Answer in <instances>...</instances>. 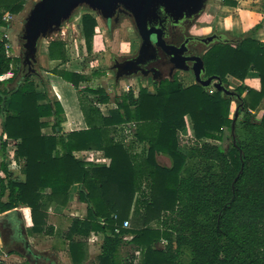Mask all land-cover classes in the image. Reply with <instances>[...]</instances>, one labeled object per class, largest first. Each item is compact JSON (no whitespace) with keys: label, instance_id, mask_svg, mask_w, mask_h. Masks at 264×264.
I'll use <instances>...</instances> for the list:
<instances>
[{"label":"trees","instance_id":"16d2710c","mask_svg":"<svg viewBox=\"0 0 264 264\" xmlns=\"http://www.w3.org/2000/svg\"><path fill=\"white\" fill-rule=\"evenodd\" d=\"M23 7V0H0V27L6 13L18 15ZM79 26L90 51L96 17L82 15ZM230 42L211 45L202 60L205 76H218L226 86V76L243 81L249 70L258 73L259 91L235 87L239 101L196 83L183 88L172 79L152 92L141 88L136 97L128 92L115 98L116 108L103 117L95 106L109 101L102 89L85 88L97 97H82L77 90L88 81L84 75L53 70L76 90L87 125V130L56 137L41 134L40 120L54 117L59 124L61 105L48 98L39 73H22L21 56L7 57L0 39V77L13 71L0 81L2 129L8 139L20 140L16 160L25 177L0 178V214L27 207L31 232L51 235L45 222L48 206L65 207L69 190L77 185L86 217L73 218L65 236L72 264L84 263L83 240L92 232L104 234L97 264H181L186 254L187 264H264V109L253 113L264 99V45L252 36ZM48 57L66 62L65 44L50 42ZM31 77L44 92L37 91ZM232 101L238 107L233 133ZM186 116L194 137L180 150L178 134L185 132ZM129 123L134 140L143 144L141 154L112 137L116 127ZM224 128L230 132L226 150L216 144L223 141ZM92 150L110 159L109 166L87 165L73 155ZM156 154L167 155L171 168L158 165ZM1 169L7 171L5 164ZM129 218L134 227L123 229ZM125 235L132 236L130 241L123 240ZM161 241L165 244L159 248ZM125 246L139 258L119 259Z\"/></svg>","mask_w":264,"mask_h":264},{"label":"crops","instance_id":"0c3cea01","mask_svg":"<svg viewBox=\"0 0 264 264\" xmlns=\"http://www.w3.org/2000/svg\"><path fill=\"white\" fill-rule=\"evenodd\" d=\"M15 16L16 15H12V19H14ZM197 20L200 22L205 21L207 22V24H211L212 29L221 30L220 32H224L223 34L225 35V37L231 41H235L236 39L241 37L243 38L245 36H252L260 44L264 45V0H207L205 4V8L202 14L197 18ZM7 26L10 27L9 24H7ZM77 27L80 30V26ZM230 44L231 46L235 45L234 42L232 43L230 42ZM47 52H48V48H47ZM48 64L55 65L56 67L55 69H57L58 71L77 73L76 70L67 68L68 67L66 65L67 61L63 63L57 60H49L48 58ZM7 79H8L7 76L1 77L0 81H5ZM42 79H44L43 81L46 83L47 87H50L51 93L53 94L52 96L47 94L48 98L52 101L59 102L63 110V115H62V120L59 124H56V119L54 117L42 118L40 120L41 123H43V126L41 128V134L43 136L65 137L67 134L72 132L87 130V125L85 123L78 102L77 104L72 103L73 105H71L70 103L65 102L63 100L64 90L66 89L67 85L68 87H72V88L74 87L70 83L64 81L60 76L53 74L52 72L43 73ZM226 80L229 83L234 84L235 87L243 85L256 91H259L260 89L258 73L253 70L248 71L243 81H239L231 76H226ZM86 83L79 84L78 90L81 91L82 87L84 88ZM118 83L122 84L124 83V81H120ZM194 83L195 80H193V84ZM8 85L9 84H7L6 86L8 87ZM39 85H41V83ZM109 85H110L109 88L112 90V88H114L117 85V82L114 81V87L111 84ZM8 88H10V86ZM36 89L41 93L44 92V88L42 85L40 88L36 86ZM244 96L245 93L242 95V97ZM92 97L96 98L97 95H92ZM46 102L47 101H42L40 103L44 104ZM95 106L99 109L103 117H108L110 111L116 108L115 102H112L111 100H109L107 103H96ZM263 109H264V99L261 102V104L258 106L257 110L253 113L256 114L258 110H263ZM116 128H118V132L112 133L113 139L122 140V142H124V145L127 148H129L132 154H141L143 144L134 141V139L131 140L130 136L128 135V132L132 134L130 123L118 126ZM185 132H186V136L184 132L178 134V142L180 139L179 136H181L182 138H186V144H188V140H192L194 137L193 131L191 129V124L186 125ZM19 142L20 140L8 139L6 137V141L0 144V178L2 179H6L7 175H9L12 179L19 181H24L25 179L24 175L21 172V165L16 160V150ZM179 148H180V144H179ZM73 155L77 160L83 161L87 165L108 167L110 164V159L106 158L104 154L100 151H94V150L79 151V152H74ZM155 159L158 165L162 167L171 168L172 166V160L167 155L156 154ZM3 164H5L6 166V170H7L6 172L1 169V166ZM78 190L79 189L77 185H74L69 190L68 204L73 203L75 207L79 206V209L81 211L77 213L74 210L75 214L72 213L69 214L71 215V220L73 218L83 220L86 217V205L79 201ZM44 192L49 193L50 190L45 189ZM5 199H6V195L3 197V200ZM68 204L65 207L57 206L55 204H51L48 206L46 211V214H48V216L45 222H46V228H50V227L52 228L51 235L53 234V229L54 231H57L58 227H57V223H55L56 221H51L53 219L50 218V213H51L50 210L52 209L54 211H57V213L62 214L70 209V207H67ZM12 211H16L20 215L23 221L26 238L33 247V249L35 250V252L41 254L47 259L46 260L38 259L35 262L29 261V259L25 257L21 249V246L19 244H15L14 246L9 244L11 231L9 228L5 227L3 224L0 223V263L1 264H25V263L72 264L69 256L68 247L67 249L54 248L50 240L51 238L48 237L51 235L46 236L45 234L42 233L34 234L31 232L32 222L30 217V210L27 207L21 206L13 209ZM12 211H8V212H12ZM8 212L0 214V220L3 219ZM12 217L14 216L12 215ZM92 234L95 235L96 240L94 242L89 240ZM122 238L125 242H128L130 241L132 236L125 235ZM103 239H104L103 233L100 232L90 233L86 242L87 249H85L86 255L83 264H97V257L101 254V245L103 243ZM164 244H165L164 241H161L160 243H158L157 247L162 248ZM92 251L94 253L93 255H95V259H94L95 261H92V263H90L87 257L88 254L90 255L92 253ZM135 254L138 255V252H135Z\"/></svg>","mask_w":264,"mask_h":264},{"label":"rangeland","instance_id":"374dc122","mask_svg":"<svg viewBox=\"0 0 264 264\" xmlns=\"http://www.w3.org/2000/svg\"><path fill=\"white\" fill-rule=\"evenodd\" d=\"M23 1H24V7L22 12L16 15L14 19H7V23L14 31V32L13 31L10 32L11 39L13 42L17 40V51H15L16 52L15 54L17 56L18 55L21 56L22 53L20 35L24 26V20L27 17L33 4L38 0H23ZM87 13L94 15L97 20V27L95 28V33L90 51L86 50L81 32L77 27L80 24V18L82 17V15ZM185 24H186L185 25L186 33L189 36H193V37L201 38L208 36L212 33H218V34L224 33V32H220L221 30L212 29L211 24H207V22L205 21L200 22L197 19L196 20L193 19ZM54 41H61L65 44L66 58H67L66 65L68 66L67 68L76 70L78 74H82L88 79L87 83L85 84V87L84 88L82 87L81 91L77 90L78 92H80L82 97L87 96V98L89 99L94 98L92 97V94L85 92V88H90L93 90L102 89L105 93L107 92L109 100L115 102L114 101L115 98H120L122 95L127 94L128 92H132L134 97H136L141 88H147L149 91L152 92L157 86V84L148 85L149 83L148 81H144L139 77H129V78L120 79V81H124V83L122 84L117 83V85L114 87V77L112 71L110 70L111 58L113 56L118 58V56L120 55H126L132 52L133 50H135L138 43V35L135 31L133 21L131 17L125 14L124 12L120 11L115 21L112 22L108 27L105 24V22L102 21L95 13L91 12L85 7L78 8L73 13L71 18L61 25L60 29L57 32L50 34L48 38H46V40L39 41L38 52H37V64L35 68L41 78H43V73L45 72L51 73L53 70H57L55 69L56 68L55 65L48 64L49 57H48L47 48L49 43ZM210 46L211 45L207 47L200 45L198 47L199 56H202ZM189 74L190 73H186L182 71L177 72L176 74L177 77H175V80H177L182 85L183 88L190 87L193 85L194 79L193 76ZM30 80H32L34 85L37 86L38 88L41 87V85H39L40 84L39 80L36 77H31ZM109 84H111L114 87L112 88V90L109 88L110 87ZM4 85H6V83H4ZM9 86L13 87L14 83L9 84L8 87ZM227 87H229L232 90L235 89V85L229 82ZM46 88L48 94L52 96L53 94L51 93L50 87H47L46 85ZM208 91L212 93L214 91V88L209 87ZM83 92L85 93V95ZM63 100L65 102L70 103L71 105L77 104L78 96L75 89L72 87H68L67 85L66 89L64 90ZM235 108H236V102L232 101L230 103V113H229L230 119H232L233 117ZM240 118L241 117L239 116L238 121L240 120ZM184 120H185V125L191 124V121L188 116H186ZM223 130H224L223 141L216 144H220L226 150L230 145V139H229L230 132L228 128H224ZM184 134L186 136V132H184ZM128 135L130 136L131 140L134 139L133 135L130 134L129 132ZM179 138H180L179 139L180 149L183 150L184 149L183 146L186 145V138H182L181 136H179ZM67 207H70V209L62 214L61 213L59 214L57 213V211H54L52 209L50 210L51 212L50 218L53 219L51 221H56L55 223H57V227H58L57 231H54L53 229V234L51 236H48L51 238L49 239L51 240L52 246H54V248L67 249L68 240H66L65 234L67 233V231L71 226V221H70L71 215L69 214L71 213L75 214V211L77 213L81 212L79 206L75 207L73 203H69ZM129 222H130V228H133L134 226L131 218L129 219ZM74 240H79V238L77 237ZM83 241L86 244L87 240L84 239ZM85 249H87V245L85 246ZM93 254H94L93 251L90 255L88 254L87 258L90 263H92V261H95L94 260L95 255ZM129 256H136L137 258H139V255H136L133 252L132 248H130V246H125L121 250H119L118 253L119 259H124ZM187 261H188V255L187 254L183 255L181 257V264H187Z\"/></svg>","mask_w":264,"mask_h":264},{"label":"water","instance_id":"95a60500","mask_svg":"<svg viewBox=\"0 0 264 264\" xmlns=\"http://www.w3.org/2000/svg\"><path fill=\"white\" fill-rule=\"evenodd\" d=\"M207 0H38L30 9L24 20V26L20 35L21 41V68L26 71L25 76L35 75L37 64V52L39 41L48 38L57 32L61 25L69 20L73 13L80 7H85L95 13L105 24L111 23L117 18L118 13L124 12L133 21L135 31L140 39L137 58L144 54L153 53L156 47L163 51L175 63V68L182 72H192L195 83L203 88L212 86L214 90L229 98L240 100L239 95L230 88H226L218 76H209L203 79L205 74L204 63L201 56L184 57L181 48L166 45L162 39V24L166 21L177 24L179 22L197 19L203 12ZM159 25L160 27H156ZM203 44L209 45L215 41H221V36L215 34L198 38ZM184 48V45H182ZM189 60L192 67H182L176 62ZM182 64V63H181ZM121 79L115 76V82ZM242 105V103L240 104ZM238 115L236 106L233 114L231 132ZM12 215L14 217H12ZM0 223L11 231L9 244H19L29 261L47 258L35 252L28 242L23 221L16 211L8 212L0 220Z\"/></svg>","mask_w":264,"mask_h":264},{"label":"flooded vegetation","instance_id":"af4514ba","mask_svg":"<svg viewBox=\"0 0 264 264\" xmlns=\"http://www.w3.org/2000/svg\"><path fill=\"white\" fill-rule=\"evenodd\" d=\"M114 21L115 19L112 22ZM189 21L191 20L179 22L177 24L166 21L161 26L163 31L162 39L164 43L166 45H173L177 48H181V52L184 57L199 56L198 47L200 45L207 47L216 43H228L231 41L227 39L223 33H212L210 35L215 34L216 36H221L222 40L215 41L213 43H210L209 45L203 44L199 41V37L189 36L186 33L185 23ZM111 23L106 25L109 27ZM156 27L160 26L157 25ZM182 45H184V48H182ZM139 46L140 39L138 37V43L135 50L126 55H120L118 56V58L114 56L111 58L110 70L112 71L114 78L116 75H118L121 79L129 77H139L144 81H148V85H160L165 81L172 80L177 77L176 74L177 72H180V70L175 68V63L170 60V57L163 51L160 46L156 47L153 50L152 54L147 53L141 56L140 58H137ZM176 64L181 65L182 67H192L193 62L189 60H186L184 62L177 61ZM22 73L25 74L26 71H22ZM186 73H190L193 76L192 72ZM202 78L206 79L207 77L204 74ZM118 82H120V79ZM225 87L229 88L226 85Z\"/></svg>","mask_w":264,"mask_h":264},{"label":"built area","instance_id":"2783aa9c","mask_svg":"<svg viewBox=\"0 0 264 264\" xmlns=\"http://www.w3.org/2000/svg\"><path fill=\"white\" fill-rule=\"evenodd\" d=\"M7 19H12V15H10L8 13H6L4 15L3 21L5 23V26H2L0 28V30H1L0 31V33H1L0 39L1 40H5V50H6L7 57H17V55L15 54L16 53L15 51H17V40L15 42H13L12 39H11L10 32H12L13 29L11 27L7 26V24H8L7 23ZM5 76H7V78H11L13 76V71H10ZM5 76H2V77H5ZM2 124H3V119L0 116V144L2 142H5L6 141V135L3 132ZM122 228L123 229H129L130 228V222L128 220L124 221L123 224H122ZM89 240L92 241V242H94L96 240L95 239V235L92 234L90 236Z\"/></svg>","mask_w":264,"mask_h":264},{"label":"bare ground","instance_id":"6f19581e","mask_svg":"<svg viewBox=\"0 0 264 264\" xmlns=\"http://www.w3.org/2000/svg\"><path fill=\"white\" fill-rule=\"evenodd\" d=\"M56 87V86H55ZM57 90V89H56ZM61 101V100H60Z\"/></svg>","mask_w":264,"mask_h":264}]
</instances>
